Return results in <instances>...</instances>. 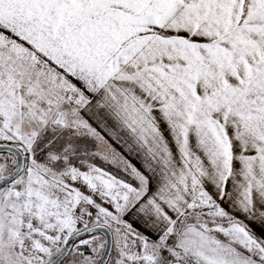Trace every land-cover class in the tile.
Wrapping results in <instances>:
<instances>
[{"label": "snow or ice", "instance_id": "snow-or-ice-1", "mask_svg": "<svg viewBox=\"0 0 264 264\" xmlns=\"http://www.w3.org/2000/svg\"><path fill=\"white\" fill-rule=\"evenodd\" d=\"M0 264H264V0H0Z\"/></svg>", "mask_w": 264, "mask_h": 264}]
</instances>
